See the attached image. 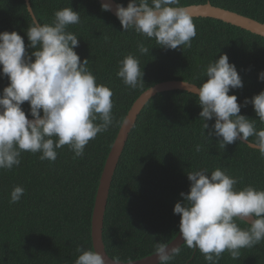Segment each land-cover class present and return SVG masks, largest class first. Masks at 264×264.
<instances>
[{"label": "trees", "instance_id": "16d2710c", "mask_svg": "<svg viewBox=\"0 0 264 264\" xmlns=\"http://www.w3.org/2000/svg\"><path fill=\"white\" fill-rule=\"evenodd\" d=\"M115 1L125 7L129 3ZM30 3L41 24L50 23L54 12L64 7L80 12L81 22L68 26V31L79 37L75 51L81 61L89 59L97 83L113 91L114 123L89 141L82 157L74 159L65 145L57 149L54 162L40 160V153L22 152L19 166L0 169V264H75L77 245L95 250L92 221L102 174L122 126L118 122L125 120L137 99L166 81L200 85L207 79V65L227 53L243 80V87L231 89L229 95L235 94L243 104L264 90L259 79L264 37L222 20L193 17L197 35L191 47L164 49L134 30L123 32L119 19L102 11L99 0ZM207 3L264 23V0H180L186 7ZM32 19L26 0H0V32H19L29 54L35 51L28 47L27 37ZM139 41L149 48L147 54H140ZM129 53L139 59L144 72L142 88L126 86L116 74L119 61ZM9 83L0 71V92ZM22 107L28 114L29 103ZM201 111L195 94L173 90L152 97L139 114L114 174L105 213L103 240L113 260L144 259L153 255L157 241L170 244L178 236L181 217L173 210L183 200L180 193L190 191V171L205 168L210 174L219 167L238 178L237 190L247 185L264 190V157L240 140L221 147V137L207 136ZM240 114L254 119L257 129L264 128L251 103ZM207 123L211 127L215 118ZM17 185L25 192L19 202L10 203ZM180 249L170 264H208L198 249L185 244ZM218 264H264V241L241 249L238 260L226 251Z\"/></svg>", "mask_w": 264, "mask_h": 264}, {"label": "clouds", "instance_id": "9594fccd", "mask_svg": "<svg viewBox=\"0 0 264 264\" xmlns=\"http://www.w3.org/2000/svg\"><path fill=\"white\" fill-rule=\"evenodd\" d=\"M101 8L110 11L112 5L105 2ZM115 14L123 32L134 30L164 49L190 48L197 35L192 12L181 6L180 0H129L127 7L117 4ZM80 22V12L72 7L56 10L50 23L41 24L33 16L27 29L28 47L35 49L30 54L19 32H0V71L10 81L0 92V169L19 166L22 152L40 153V160L54 162L57 149L65 145L74 159L82 157L89 141L113 125V91L97 83L89 59L81 61L75 51L79 37L68 31V26ZM137 46L141 55L149 52L143 41ZM116 74L132 89L145 84L139 59L132 53L119 61ZM204 76L207 79L198 86L185 81L184 85L196 89L186 88L198 97L207 136L221 137L223 148L240 140L264 157V128L257 129L254 119L240 114L241 108L251 103L264 124V90L245 98L243 104L235 94L229 95L231 89L243 87V80L227 53L210 62ZM259 79L264 82V71ZM25 102L30 105L28 114L22 107ZM213 118L215 123L210 127L207 121ZM195 150L200 152L201 146L196 145ZM187 175L190 191L180 193L183 200L173 210L181 217L179 233L187 247L198 249L208 264H218L224 252L238 260L241 249L264 241V190L252 185L237 190L238 178L219 167L210 174L202 168ZM24 192L22 186H15L10 203L19 202ZM237 221L249 227L242 228ZM76 250L80 254L75 264H106L97 250H85L80 245ZM180 251L177 246L157 241L153 254L158 264H170ZM125 264L136 261L128 258Z\"/></svg>", "mask_w": 264, "mask_h": 264}, {"label": "water", "instance_id": "95a60500", "mask_svg": "<svg viewBox=\"0 0 264 264\" xmlns=\"http://www.w3.org/2000/svg\"><path fill=\"white\" fill-rule=\"evenodd\" d=\"M28 9L31 8L32 17L35 16L33 8L31 6L30 0H26ZM101 3H111L112 8L110 12L116 16V5L118 4L115 0H99ZM192 12L193 17H204V18H214L217 20H222L224 22L230 23L239 28L250 31L254 34L264 37V23L256 21L252 18L243 16L233 11H229L220 7L213 6L210 3L188 6ZM117 17V16H116ZM36 18V16H35ZM189 83V82H187ZM191 84V83H190ZM194 85V84H192ZM196 89L190 85H184V81H166L159 83L147 91H145L134 103L128 115L126 116L124 123L118 133V136L113 144L109 157L107 159L100 186L98 189L97 199L95 203L93 221H92V238L94 249L99 251L105 258L106 264H125V262L113 260L106 252L105 243L103 240V229L105 213L108 205L109 194L112 186V181L114 174L116 172L119 160L130 136V133L138 119L139 114L145 105L151 100L152 97L156 96L158 93L173 90H183L188 91L193 94ZM31 119V118H30ZM248 144V143H247ZM254 148V147H253ZM184 244V240L180 233L178 236L170 243V247L177 246L181 247ZM136 264H158L156 255L153 254L141 260H136Z\"/></svg>", "mask_w": 264, "mask_h": 264}]
</instances>
